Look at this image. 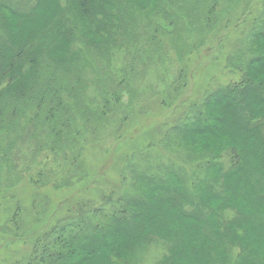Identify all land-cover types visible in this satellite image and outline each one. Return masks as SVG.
I'll return each mask as SVG.
<instances>
[{
  "label": "rangeland",
  "instance_id": "rangeland-1",
  "mask_svg": "<svg viewBox=\"0 0 264 264\" xmlns=\"http://www.w3.org/2000/svg\"><path fill=\"white\" fill-rule=\"evenodd\" d=\"M33 3L14 2L21 8ZM131 3L108 30H99L82 17L73 40L51 49L57 59L70 49L83 58L81 84L75 85L77 94L71 101L74 107L70 105L67 114L58 116L59 126L53 129H59L58 135L51 127L37 122L29 126L25 120L16 129L8 126L3 131L8 135L0 130V264L27 259L36 239L68 218L70 207L77 203L84 204L85 218L91 224H102L103 219L92 212L108 211L117 202L123 205L121 200L127 197L142 196L133 180L135 171L149 167L164 178L169 171H181L179 176L196 186L212 173L211 166L231 168L236 162L229 154L220 162L212 158L210 151L222 143L236 147L239 160L247 171L258 174L264 191V152L260 150L264 143L239 124L231 100L212 105L218 127L215 134L197 135L184 129L204 110L207 96L238 86L244 79H258L259 70L264 80V68L257 63V58H264V0ZM56 6L57 0H47L37 8L36 17L22 23L13 20L9 29H19L18 38H31L47 24ZM58 72L55 76L66 80ZM255 109L264 112L263 106ZM226 180L230 203L223 213L227 221L264 210V202L254 204L241 195L252 191L247 179ZM187 188L192 193L193 187ZM159 208L148 228L138 234L147 233L149 238L132 259L119 260V264H166L170 259L179 264H210L215 255L221 256L224 248L211 239L193 250L191 243L200 234L196 217L181 218L170 204ZM141 213L147 217L145 211ZM240 226L237 233H226L229 249L225 248L235 254L242 250L239 244H246L251 247V258L259 257L264 252V226L249 220ZM119 231L111 230L109 237L120 251L137 234ZM178 234L183 239L180 251L172 241ZM209 243L215 245V253ZM109 254V249L87 253L84 264H112L116 258L109 259Z\"/></svg>",
  "mask_w": 264,
  "mask_h": 264
},
{
  "label": "trees",
  "instance_id": "trees-1",
  "mask_svg": "<svg viewBox=\"0 0 264 264\" xmlns=\"http://www.w3.org/2000/svg\"><path fill=\"white\" fill-rule=\"evenodd\" d=\"M131 1L57 0L56 12L39 33L36 32L31 38L27 36L18 38L21 34L19 29H9V25L14 26L13 20L18 23L25 18L36 17L37 8L47 0H34L31 6L22 8L14 4L15 0H0V130L3 135H8V132H3L8 126L16 129L22 120H25L29 126L37 122L51 127L52 131H50L58 135L59 129L58 131L53 129L59 126L62 112L67 114L66 112L73 106L71 101L77 94L75 85L81 84L79 66L83 58L77 51L70 49L63 59H57V54H50L51 49L62 41L73 40L77 21L80 23L82 17L90 19L99 30L112 28L120 20L123 8L131 6ZM12 38L16 42H13ZM4 51L9 52L5 55ZM257 59L258 65L264 68V58ZM58 71L66 80L60 81L58 76H55ZM258 73V79H244L238 86L233 85L207 96L204 110L194 121H191V125L184 127L186 132L188 130L197 135L215 134L218 127L215 125V115H211L212 105L224 102L223 100L228 98L234 110L233 116L237 118L239 124L249 134H256L255 139L260 143H264V112L261 114L255 112V106L264 107V80L260 79L262 72L259 70ZM179 133L184 134L180 131ZM192 147L196 149V146ZM260 150L264 152L263 147H260ZM210 152L213 154L212 158L219 162L224 155L229 154V157L233 158L232 163H236L233 166L230 163L232 167L228 169L222 164L220 169L215 165L211 167L209 165L213 170L212 173L199 181L197 187L192 186L188 178L181 176L183 175L181 171H169L165 178L153 174L149 167L139 173L135 171L133 180L135 186L141 190V197H127L121 200L123 205L117 202L108 211H104L105 208L95 210L96 213L92 212V215L103 219L102 224L99 222L97 225L91 224L85 218L84 204L77 203L71 206L68 218L49 227L36 239L27 259L11 264H84L87 261V253L99 254L106 249L110 250L109 259L116 258L112 264H119V260L128 261L144 244L143 241L149 238L147 233L142 236L138 234H142L148 228V223L160 212L159 205L162 204H170L181 218H197L199 238L193 239V243L192 241L188 243H191L193 250L206 239H211V243L214 240L221 244L220 249L224 248L222 250L224 254L222 253L220 257L215 255L210 264L264 262V252L257 258H251L250 246L241 243L239 246L243 253L240 249L232 254L233 251L227 250L226 244L228 243L226 233H237L241 228L240 225L248 220L254 225L264 226V210L258 209L247 217L240 214L235 221H227L223 213L230 203L227 196L228 177L247 179L252 185V191L247 196L240 194L249 201L255 202L254 204L264 202V191L259 186L258 174L246 170L243 160H239L241 154L236 147H228L222 143ZM187 187H193L192 193ZM195 187L198 188L197 192ZM213 202L218 203V206H213L211 204ZM197 205H200V210L197 209ZM132 208L135 209L134 212L129 210ZM141 211H145L147 217H144ZM121 225L126 229H121ZM111 230L123 233L127 230L137 235L130 246L121 245L119 251L114 249L115 239L109 237ZM243 231L246 233L244 228ZM157 236L165 239L164 236ZM174 237L173 244L175 243L176 249L180 251L183 239L179 234ZM211 243L208 246L210 251L215 253V245ZM122 248L127 249L125 254ZM122 253L124 255L121 256ZM166 264L179 263L170 259Z\"/></svg>",
  "mask_w": 264,
  "mask_h": 264
}]
</instances>
